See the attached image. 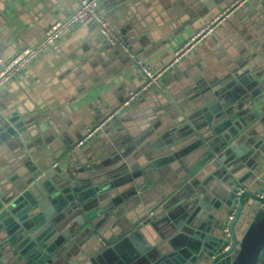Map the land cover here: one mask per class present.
<instances>
[{
  "label": "crops",
  "instance_id": "0c3cea01",
  "mask_svg": "<svg viewBox=\"0 0 264 264\" xmlns=\"http://www.w3.org/2000/svg\"><path fill=\"white\" fill-rule=\"evenodd\" d=\"M78 1L0 0V68L23 47L36 44L50 25L77 7ZM98 9L136 57L153 70L167 67L160 77L164 91L149 88L125 104L129 94L142 84L134 59L120 46L107 45L90 20L69 27L0 89L3 111L17 112L18 107L27 118L42 120L51 137L43 142L41 151L30 141L23 149L1 145L0 187L31 173L22 164L26 156L34 162L40 161L36 152L49 158L47 145L61 152L73 144L78 149L74 160L90 158L98 163L108 159L115 144L140 139V144L119 161L127 166V173L137 170L147 163L144 153L149 139L184 113H191L202 89L240 63L255 71L264 70V0H218L215 4L211 0H100ZM102 122L82 146L77 145L88 130ZM66 155L53 165L67 161ZM196 156L185 157V167L170 163L161 169H147L119 186L113 194L115 203L95 219L100 222L93 234L97 241L104 245L106 238H112L116 244L123 234L142 230L149 244L156 233L145 226L148 218L164 234L173 230L172 221L161 219V204L169 202L173 211L181 201L193 199L196 192L213 198L211 189L223 197L217 200L215 219H209L208 227L217 224L214 229L220 232L227 218L226 195L238 183L255 189L253 177L264 171L242 168L227 178L228 173L218 175L219 169L206 163L189 173ZM256 161L259 164L261 160ZM193 179L196 181L191 184ZM185 186H190L189 193ZM70 240L73 242H67L66 253L55 261L57 264H77L84 259L81 251L89 248L90 235ZM119 249L120 255H126L135 244L129 239ZM260 264H264V255Z\"/></svg>",
  "mask_w": 264,
  "mask_h": 264
},
{
  "label": "water",
  "instance_id": "95a60500",
  "mask_svg": "<svg viewBox=\"0 0 264 264\" xmlns=\"http://www.w3.org/2000/svg\"><path fill=\"white\" fill-rule=\"evenodd\" d=\"M242 66L240 63L202 89L191 113H184L149 139L144 153L147 163L137 170L127 173V166L119 161L140 139L115 144L108 159L98 163L90 158L74 160L78 149L73 144L61 152L47 145L49 158L36 149L30 151L31 156L38 153L40 161H36L41 163L36 165L38 162L26 156L22 164L31 173L0 187V264H57L66 253L67 242H73L70 237L80 241L86 235L91 242L84 253L81 251L84 259L77 264H260L264 255V174L255 178L250 172L255 189L238 183L243 191L237 195L235 185L226 195L227 216L232 213L228 234L221 231L222 226L217 232V224L208 227L209 219H215L217 200L223 197L211 189L213 198L196 192L193 199L181 201L173 211L169 202L161 204L165 212L161 219L172 221L173 230L166 235L148 218L145 226L156 233L149 244L142 230L123 234L116 244L106 238L102 245L93 236L100 227L95 219L115 203L116 189L147 169H161L170 163L185 167V157L197 154L189 173L206 163L219 169L218 175L228 173L227 178L242 168L264 171V70ZM1 110L0 146L23 149L30 141L41 151L43 142L51 140L42 120L27 118L18 107V113ZM65 152L68 160L53 165ZM259 158L262 164L257 163ZM189 187H184L186 193ZM105 198L109 200L100 206ZM129 239L135 249L120 255L119 248Z\"/></svg>",
  "mask_w": 264,
  "mask_h": 264
},
{
  "label": "built area",
  "instance_id": "2783aa9c",
  "mask_svg": "<svg viewBox=\"0 0 264 264\" xmlns=\"http://www.w3.org/2000/svg\"><path fill=\"white\" fill-rule=\"evenodd\" d=\"M99 1L100 0H79L77 7L66 17L61 20H57L52 25H50L45 30L43 37L36 44L23 47L17 52L16 55L3 63L0 68V89L16 75H18L30 62L43 53V51L48 46L52 45L66 29L73 25H78L90 20L97 26L108 43L120 46L132 59H134L136 68L142 79V84L137 90L129 94L125 104H127L130 100L135 99L149 88H156L161 92L164 91V88L160 82V77L167 67L160 70H153L143 59L136 57L135 54L129 51L119 35L108 25L100 13L98 9ZM233 5L235 6L236 4H232V6ZM173 62L174 61H172L170 64ZM102 124L103 122L93 126L90 130H88L86 134L77 142V145L81 146L88 138L91 137L92 134L101 128ZM262 182H264V180H262ZM243 189L244 188L242 186L237 185L236 194L238 195L243 191ZM231 218L232 213L227 216L222 225L221 231L225 234H228L227 226ZM99 240L101 239L99 238Z\"/></svg>",
  "mask_w": 264,
  "mask_h": 264
}]
</instances>
